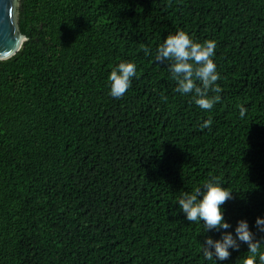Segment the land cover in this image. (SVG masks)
I'll use <instances>...</instances> for the list:
<instances>
[{
  "label": "trees",
  "instance_id": "16d2710c",
  "mask_svg": "<svg viewBox=\"0 0 264 264\" xmlns=\"http://www.w3.org/2000/svg\"><path fill=\"white\" fill-rule=\"evenodd\" d=\"M19 26L0 61V264H242L246 243L218 262L202 244L241 219L264 240V0H21ZM177 29L216 41L211 111L155 62ZM121 61L137 71L116 99ZM214 177L231 227L204 232L178 200Z\"/></svg>",
  "mask_w": 264,
  "mask_h": 264
},
{
  "label": "clouds",
  "instance_id": "9594fccd",
  "mask_svg": "<svg viewBox=\"0 0 264 264\" xmlns=\"http://www.w3.org/2000/svg\"><path fill=\"white\" fill-rule=\"evenodd\" d=\"M216 47L214 39L197 41L185 30L177 29L164 38L155 53V62H168V70L177 85L175 91L182 95L191 94L194 103L205 111L213 109L221 100L220 93L223 91L217 83L220 75L214 60ZM143 51L145 55L150 54L148 47H144ZM136 71V64L132 61H121L113 67L108 76L110 95L122 98L131 87ZM245 112L246 109L241 106V117ZM211 124L209 117L200 128H210ZM221 182L220 178L214 177L192 192H183L178 200L187 220L190 223L203 222L204 232L231 227L224 219L223 205L232 199V190L223 187ZM255 224L260 232H264V217H257ZM238 241L248 245L242 264H264V251L261 250L264 240L254 238L246 219L237 222L235 236L230 231H224L220 239L208 236L202 244L203 255L206 260H226L231 255L230 248L239 249Z\"/></svg>",
  "mask_w": 264,
  "mask_h": 264
},
{
  "label": "water",
  "instance_id": "95a60500",
  "mask_svg": "<svg viewBox=\"0 0 264 264\" xmlns=\"http://www.w3.org/2000/svg\"><path fill=\"white\" fill-rule=\"evenodd\" d=\"M21 0H0V61L13 58L28 38L19 26Z\"/></svg>",
  "mask_w": 264,
  "mask_h": 264
}]
</instances>
